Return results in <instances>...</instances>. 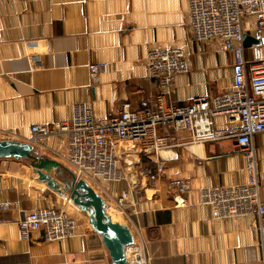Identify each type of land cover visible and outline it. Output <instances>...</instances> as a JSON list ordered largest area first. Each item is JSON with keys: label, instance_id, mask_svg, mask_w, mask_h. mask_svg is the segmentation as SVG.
I'll return each mask as SVG.
<instances>
[{"label": "crops", "instance_id": "0c3cea01", "mask_svg": "<svg viewBox=\"0 0 264 264\" xmlns=\"http://www.w3.org/2000/svg\"><path fill=\"white\" fill-rule=\"evenodd\" d=\"M188 24V0H0V139L30 142L31 126L67 121L77 103L102 120L116 116L124 103L133 110L149 106L159 87L147 75L151 48L178 47L187 58L189 70L175 76L170 104L181 107L231 90V54L218 40L194 42ZM244 30L252 36L253 21ZM99 63L108 70L93 81L88 65ZM215 123L236 127L223 117ZM173 138L186 145L170 152L160 169L162 181L139 180L153 186L131 192L132 206L120 218L149 264H264L256 216L214 219L198 198L201 188L245 181L247 160L235 140L194 144L186 134ZM252 142L264 176V133ZM32 145L68 168L63 139ZM140 155L122 160L130 181L137 180L141 158L154 165L153 157ZM169 177L185 178L192 190L167 193L163 182ZM124 188L125 183L104 186L110 195ZM67 199L36 180L26 161L0 159V204L10 205L0 209V264H109L98 235ZM54 206L78 220L81 235L45 242L43 232L34 231L23 240L17 224L23 213Z\"/></svg>", "mask_w": 264, "mask_h": 264}, {"label": "built area", "instance_id": "2783aa9c", "mask_svg": "<svg viewBox=\"0 0 264 264\" xmlns=\"http://www.w3.org/2000/svg\"><path fill=\"white\" fill-rule=\"evenodd\" d=\"M249 20L254 23L251 37L259 45L243 41V34H247L244 24ZM188 23L194 42L218 40L231 54V90L196 98L181 107L170 104L175 76L189 70L187 58L178 47L151 48L146 54L147 75L159 87L149 106L133 110L124 103L116 116L102 120L95 118L89 106L77 103L71 108L69 120L31 126L30 143L48 137L63 139V159L68 168L104 199L110 215L123 219L132 206L131 192L141 188L139 180L162 181L160 169L164 161L170 159L173 149L186 145L174 143L173 137L186 134L189 143L194 144L234 139L237 150L247 160L245 181L201 188L199 202L210 208L214 219L255 215L259 245L264 251V201L260 198L264 176L257 169L252 142L255 135L264 133V0H188ZM107 70L104 63L88 65L93 81ZM218 117L236 127H218ZM127 145L132 147L128 149ZM134 152L153 157L154 165L135 168L137 180L130 181L122 160ZM120 183H125L126 188L118 194L110 195L104 189L106 184ZM163 185L167 193L176 196L192 190L189 181L180 177L166 178ZM67 203L73 206L69 199ZM9 206L2 203L0 209ZM17 224L23 240H28L34 231H42L45 242L81 235L78 220L56 206L23 213ZM125 257L129 264H149L146 251L135 239L125 249Z\"/></svg>", "mask_w": 264, "mask_h": 264}, {"label": "water", "instance_id": "95a60500", "mask_svg": "<svg viewBox=\"0 0 264 264\" xmlns=\"http://www.w3.org/2000/svg\"><path fill=\"white\" fill-rule=\"evenodd\" d=\"M243 41L249 45H259V42L248 34H243ZM0 159L26 161L36 180L71 201L73 207L98 235L105 254L109 257V264H129L125 249L134 242L131 230L123 220L115 219L107 212L104 199L86 182L76 178L74 173L61 163L40 155L30 142L0 139Z\"/></svg>", "mask_w": 264, "mask_h": 264}, {"label": "rangeland", "instance_id": "374dc122", "mask_svg": "<svg viewBox=\"0 0 264 264\" xmlns=\"http://www.w3.org/2000/svg\"><path fill=\"white\" fill-rule=\"evenodd\" d=\"M137 150H138V149H137ZM142 155H143V154H141L140 157H143ZM128 160L130 161V159H127V161H128ZM140 160H141V164H143V165H150V166H151V164H149L148 162H146L144 159L141 158ZM135 176H136V173H135ZM134 178H135V177H134ZM152 186H153V185H151V184H149V183H144V181L140 183V187H141V188L143 187L144 190H145L146 188H149V187L151 188ZM148 193H150V192L148 191ZM76 211H77V210H76ZM77 213H79V212H77ZM79 214H80V213H79ZM112 215H113V214H112ZM80 217H81L82 219H84L83 216H82L81 214H80ZM113 217H114L115 219H116V218L119 219L118 216H114V215H113Z\"/></svg>", "mask_w": 264, "mask_h": 264}, {"label": "bare ground", "instance_id": "6f19581e", "mask_svg": "<svg viewBox=\"0 0 264 264\" xmlns=\"http://www.w3.org/2000/svg\"><path fill=\"white\" fill-rule=\"evenodd\" d=\"M126 147L129 149V148H131L132 146H131V145H127ZM134 153H135V152H134ZM131 155H132V154H130L129 156L124 157L123 159H125V161H127V159H129V158L131 157ZM128 161H129V160H128ZM126 171H127V170H126ZM128 171H129V170H128ZM133 171H134V169H133ZM131 173H132V172H131ZM133 176H134V175H133Z\"/></svg>", "mask_w": 264, "mask_h": 264}]
</instances>
